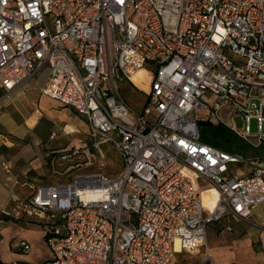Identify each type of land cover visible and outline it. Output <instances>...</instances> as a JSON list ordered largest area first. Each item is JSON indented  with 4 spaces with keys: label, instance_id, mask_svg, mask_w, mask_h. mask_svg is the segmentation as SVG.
Instances as JSON below:
<instances>
[{
    "label": "built area",
    "instance_id": "2783aa9c",
    "mask_svg": "<svg viewBox=\"0 0 264 264\" xmlns=\"http://www.w3.org/2000/svg\"><path fill=\"white\" fill-rule=\"evenodd\" d=\"M45 65L41 94L86 119L99 167L106 143L122 166L31 183L26 203L41 213L52 252L42 264H175L176 240L194 252L209 224L246 220L264 202V157L204 142L198 125L210 118L264 144V0H0V102ZM142 69L138 112L118 83ZM80 150H59L56 162L74 168Z\"/></svg>",
    "mask_w": 264,
    "mask_h": 264
},
{
    "label": "crops",
    "instance_id": "0c3cea01",
    "mask_svg": "<svg viewBox=\"0 0 264 264\" xmlns=\"http://www.w3.org/2000/svg\"><path fill=\"white\" fill-rule=\"evenodd\" d=\"M47 76L48 71L44 76H40L38 74L33 76L23 87L19 90L13 91L8 98L0 102V224L5 223L6 225L8 223L9 226L11 225L10 223L13 222L12 220L30 224L32 222H37L38 219L41 224V213L35 210L33 206L26 203L33 191L31 183L42 184L45 180L40 178V171L45 170L43 163L46 160V156H48V151L49 153L57 152L62 149H69L73 147H62L61 149L57 148V150H52L55 149V146L45 144L47 137H45L44 132L39 128V126L41 127L44 119L50 118V120H47L50 121L51 124L58 126L61 125L62 121L66 120L69 116V111H67L68 106H66L62 114L59 113V115L50 114L49 112L45 113L46 109H41L39 104V100L43 96L41 94V88L47 81ZM1 90L3 91V94L0 96V99L5 96V91L3 89ZM77 115L85 120V125L89 128L86 119L78 113ZM68 119H70V123L65 126V130L67 133L71 134L76 132L73 126L77 127L81 126V124L78 122L77 118L69 117ZM2 135H10L13 139L12 143L5 145L2 141ZM59 136L60 135L57 137ZM49 137L50 133L48 138ZM32 150H35V155H39L40 157V160L37 163L26 161V153H30ZM3 162H6L9 165V171L4 168L2 165ZM253 215L254 211L248 219L240 221L232 218L223 219L226 220L225 223L230 221L232 229H221V231L230 234L228 238L223 235L221 236L228 240L233 239L234 235L231 234L235 233V226L233 225V222H235V224L241 223V226L236 233L238 235L237 239L234 238V241H230V243L226 246V250H235V243L240 240V242H244L245 244L247 243L248 245L247 250L249 257L246 263L264 264V250L261 245L259 232L260 228L264 227V223L257 224L253 222ZM253 229H256L259 235L256 240H253L250 236ZM3 232H5V229L0 227L1 264H42L52 255L50 253L49 257H45L41 262H32L31 260H34L35 258L34 255H30L28 250H22L19 248V243L25 240L21 239L18 244H15L16 240L11 239V236H3ZM204 245L205 244L201 247ZM200 248L196 251H199ZM184 253L191 252L183 250V254ZM208 254L211 255L210 259H207ZM204 257H206L205 260H213L210 248H206L204 251ZM257 258L259 259L257 260ZM260 261L262 262L260 263ZM174 262L175 264H178L176 253ZM232 263L239 264L236 261H232L229 264Z\"/></svg>",
    "mask_w": 264,
    "mask_h": 264
},
{
    "label": "rangeland",
    "instance_id": "374dc122",
    "mask_svg": "<svg viewBox=\"0 0 264 264\" xmlns=\"http://www.w3.org/2000/svg\"><path fill=\"white\" fill-rule=\"evenodd\" d=\"M47 71L49 73V66L45 65L44 67L40 68L35 75L38 74L40 76H44L46 75ZM147 80L148 78L146 73L141 72L137 77H135L133 82L124 80L118 83L120 93L122 94L126 102L129 104V106L132 109L138 112H142L143 110V105L146 97L145 91L147 88ZM2 94L3 91L0 89V96ZM252 102L256 104V107H259L261 103V99L253 98ZM39 104L41 106V109L42 108L46 109L45 113L49 112L50 114H58V115L59 113L62 114V112L65 110L64 108L66 107V106H61L57 100L49 98L45 95H43L40 98ZM67 111H69L68 118L69 117L77 118L78 122L81 124V126H77V127L73 126L76 132H73L71 134L66 132L65 126L68 123H70V119L68 118L62 121V124L58 126L51 124V122L47 120V119L50 120V118L44 119L41 124L42 128L40 126L39 128L44 132L45 137H47L45 144L46 145L50 144L55 146V149L52 150H57V148L61 149L62 147H71V146L76 148L77 147L81 148L80 154L77 158L79 163H75L74 168H72V164L67 165L62 162L57 163L56 162L57 152L49 153L48 151V156H46V160L43 163L45 170L40 171L41 173L40 178L45 179L42 184H48V183L51 184L59 181H67L70 180L73 174L75 173L96 172L106 175H111V174L114 175L118 173L121 169L122 162L119 159L117 152L111 146V144L106 143L102 146L103 153L105 155V164L104 166L99 167L97 164L96 154L91 149V137L89 134V128L87 127V125H85V120L79 115H77V113L73 111L71 108L68 107ZM207 114H208L207 111L199 110L196 113V117H205V115ZM235 122L238 128L243 127V120L241 114H236ZM262 130L264 132V123L262 126ZM250 131L252 133L257 132L256 118H251ZM211 132L210 131L206 132L207 136H211ZM49 133L50 135L52 133H55V137L48 138ZM58 135L60 136L57 137ZM232 135L237 136L234 133ZM253 140L257 142L256 139L253 138ZM241 141L245 146L243 140ZM237 153L242 154L245 157L248 156L264 157V144H262L258 148L249 145V147H247L246 150L245 148L242 147V149H239ZM25 157H27V159L25 158L26 161H31L34 163H37L40 160L39 155H35V150H32L30 153L29 152L26 153ZM234 167L232 168L233 173L238 174L239 173L238 169ZM241 170L244 171L243 168ZM203 201L206 205L210 207L212 206L213 201L210 198V193L208 192L203 193ZM12 221L13 222L10 223L11 225L9 226L8 223L6 225L5 223L0 224L1 225L0 227L5 229V232H3L2 235L11 236V239L16 240L15 244H18L21 239H24L30 245V249L28 250V252L30 253V255L33 254L35 257L34 260H31L32 262L34 261L41 262L45 257H49L50 253L52 254L51 248L46 239V232L39 223V219L37 222L35 223L32 222L30 224L17 222L15 220ZM225 221L226 220H221L208 225L204 240L205 245L201 247L199 251L183 254L181 242L179 240H176L174 243V251L177 255L178 264H212V263L229 264L232 261H236L239 264H247L246 262L249 257V253L247 250V246H248L247 243L245 244L244 242H240V240H238L237 243H235V250L232 251L226 250L227 244H229L230 241L232 240L234 241V238L237 239L238 235L236 233L239 230L241 223L235 224V222H233V225L235 226V233H231L234 235L233 239L228 240L225 239V237L228 238L230 234L221 231V229L222 230L224 229ZM253 222L257 224L264 223V202L261 203L256 209H254ZM251 232L252 233L250 234V236L253 238V240H256L259 236L257 230L253 229ZM221 235L225 237H222ZM207 247L211 249L213 255L212 261L205 260L206 257H204V251L206 250ZM258 259L259 258H257V260ZM261 262L262 261H260V263Z\"/></svg>",
    "mask_w": 264,
    "mask_h": 264
},
{
    "label": "trees",
    "instance_id": "16d2710c",
    "mask_svg": "<svg viewBox=\"0 0 264 264\" xmlns=\"http://www.w3.org/2000/svg\"><path fill=\"white\" fill-rule=\"evenodd\" d=\"M198 125L201 132V138L204 142L214 146L223 148L229 152L237 153L239 149L249 147V144L238 136H233V132L227 125L222 122H215L212 119H200ZM212 131L211 136H207L206 132ZM245 143H242V141ZM1 264V263H0Z\"/></svg>",
    "mask_w": 264,
    "mask_h": 264
},
{
    "label": "bare ground",
    "instance_id": "6f19581e",
    "mask_svg": "<svg viewBox=\"0 0 264 264\" xmlns=\"http://www.w3.org/2000/svg\"><path fill=\"white\" fill-rule=\"evenodd\" d=\"M141 72H145L146 73V71L145 70H139V71H137L133 76H132V80H134L135 79V77H137L138 75H139V73H141ZM146 75H147V73H146Z\"/></svg>",
    "mask_w": 264,
    "mask_h": 264
}]
</instances>
